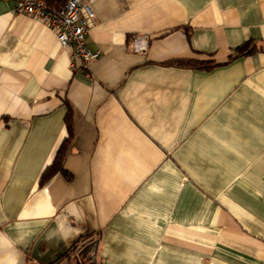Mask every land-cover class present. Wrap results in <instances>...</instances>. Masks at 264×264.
I'll use <instances>...</instances> for the list:
<instances>
[{
	"label": "crops",
	"instance_id": "obj_1",
	"mask_svg": "<svg viewBox=\"0 0 264 264\" xmlns=\"http://www.w3.org/2000/svg\"><path fill=\"white\" fill-rule=\"evenodd\" d=\"M15 3L0 0V264H86L94 242L95 264H264V0H94L87 67ZM248 41L262 50L224 65ZM198 55L223 66L163 65ZM68 109V176L40 185Z\"/></svg>",
	"mask_w": 264,
	"mask_h": 264
},
{
	"label": "built area",
	"instance_id": "obj_2",
	"mask_svg": "<svg viewBox=\"0 0 264 264\" xmlns=\"http://www.w3.org/2000/svg\"><path fill=\"white\" fill-rule=\"evenodd\" d=\"M94 0H66L57 9L48 6L46 0H16L15 11L46 25L55 35L58 44L72 50V59L82 66L100 57L99 52L89 51L87 36L94 20L92 3ZM146 38H137L132 43V51L144 52Z\"/></svg>",
	"mask_w": 264,
	"mask_h": 264
},
{
	"label": "trees",
	"instance_id": "obj_3",
	"mask_svg": "<svg viewBox=\"0 0 264 264\" xmlns=\"http://www.w3.org/2000/svg\"><path fill=\"white\" fill-rule=\"evenodd\" d=\"M66 0H47V4L52 9L60 8ZM262 49L257 46V44L253 41H248L241 45L240 47L236 48L234 50L233 55L228 59L227 63L224 65L229 64L233 60L252 55L258 51H261ZM164 66L168 67H176L181 69H189V70H196L201 72H210L220 66V64H217L213 56H204V55H198L195 58L191 59H176L169 62H166L163 64ZM70 113L71 111L68 109V113L66 115V129L68 133V138L65 139L61 146L59 147L55 158L52 162V164L47 167L44 172L41 175L40 178V185L46 183L48 180H50L52 177H54L56 174H62L64 176H68L66 171L63 168L64 158L67 153V144L69 143V140L72 136V127H71V121H70ZM76 244H74L71 249L68 251L66 256H69L70 254H73L76 251ZM86 264H89V261L86 262Z\"/></svg>",
	"mask_w": 264,
	"mask_h": 264
},
{
	"label": "water",
	"instance_id": "obj_4",
	"mask_svg": "<svg viewBox=\"0 0 264 264\" xmlns=\"http://www.w3.org/2000/svg\"><path fill=\"white\" fill-rule=\"evenodd\" d=\"M96 250H97V242L90 243L83 249V253H88L90 252L89 259H91L90 264H95L96 261Z\"/></svg>",
	"mask_w": 264,
	"mask_h": 264
},
{
	"label": "rangeland",
	"instance_id": "obj_5",
	"mask_svg": "<svg viewBox=\"0 0 264 264\" xmlns=\"http://www.w3.org/2000/svg\"><path fill=\"white\" fill-rule=\"evenodd\" d=\"M90 261V260H89Z\"/></svg>",
	"mask_w": 264,
	"mask_h": 264
}]
</instances>
